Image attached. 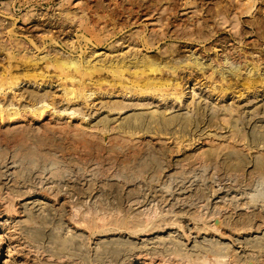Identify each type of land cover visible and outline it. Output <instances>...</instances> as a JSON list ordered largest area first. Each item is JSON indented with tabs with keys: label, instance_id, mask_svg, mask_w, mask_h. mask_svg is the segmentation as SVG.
I'll return each mask as SVG.
<instances>
[{
	"label": "rangeland",
	"instance_id": "rangeland-1",
	"mask_svg": "<svg viewBox=\"0 0 264 264\" xmlns=\"http://www.w3.org/2000/svg\"><path fill=\"white\" fill-rule=\"evenodd\" d=\"M0 236V264H264V0H0Z\"/></svg>",
	"mask_w": 264,
	"mask_h": 264
},
{
	"label": "bare ground",
	"instance_id": "bare-ground-1",
	"mask_svg": "<svg viewBox=\"0 0 264 264\" xmlns=\"http://www.w3.org/2000/svg\"><path fill=\"white\" fill-rule=\"evenodd\" d=\"M65 66V65H64ZM71 67H73V66H71ZM160 67V66H159ZM66 69H67V67H66ZM72 70V69H71ZM160 70V69H159ZM122 72V71H121ZM78 73V72H77ZM66 74V73H65ZM67 79V78H66ZM140 79V78H139ZM66 81V80H65ZM71 81H72V79H71ZM159 81V80H158ZM138 85V84H137ZM146 85V84H145ZM179 85V84H178ZM66 89V88H65ZM183 90V89H182ZM70 92H72V90L70 91ZM166 92V91H165ZM179 93V92H178ZM194 93V92H193ZM173 94V93H172ZM66 95V94H65ZM252 201V200H251ZM37 203V202H36ZM247 204V207L249 206V204L248 203H246ZM256 206V205H255ZM254 206V207H255ZM237 207V206H236ZM244 207V206H243ZM234 208V207H233ZM241 208V207H240ZM244 209V208H243ZM249 209V208H248ZM255 209V208H254ZM9 210H10V208H9ZM13 210V209H12ZM8 211V210H7ZM6 211V212H7ZM11 213V212H10ZM233 213V212H232ZM255 213H257V212H255ZM75 215H77V213H75ZM251 215V214H250ZM12 216V215H11ZM75 217V216H74ZM86 217V216H85ZM217 218V217H216ZM215 218V219H216ZM85 220V219H84ZM216 221V220H215ZM76 222V221H75ZM89 222V221H88ZM102 222H104V221H102ZM119 223V222H118ZM84 225H85V223H83ZM121 224V223H120ZM178 224V223H177ZM213 224V223H212ZM222 220H220V219H218L217 221H216V223L214 224L215 226H217V227H221L222 226ZM76 225V224H75ZM78 225V224H77ZM115 225V224H114ZM159 225V224H158ZM173 225V224H172ZM213 225V226H214ZM263 225V224H262ZM98 226V225H97ZM143 226H146L145 224H143ZM175 226V225H174ZM223 226H225V224H223ZM80 227V226H79ZM86 227V226H85ZM148 227V226H147ZM153 227V226H152ZM177 227V226H176ZM245 227V226H244ZM243 227V228H244ZM16 228V227H15ZM106 227L104 226V229H105ZM130 228V227H129ZM149 228V227H148ZM173 228V227H172ZM212 229H217V228H212ZM251 229V228H250ZM250 229H248V230H250ZM255 229H257V227L255 228ZM261 229V228H260ZM102 230V229H101ZM135 230V229H134ZM146 230V229H145ZM218 230V229H217ZM216 230V231H217ZM247 230V229H246ZM133 231V230H132ZM215 233H217V232H215ZM234 233V232H233ZM238 233V232H237ZM4 234V233H3ZM186 234V233H185ZM0 238H2V236H0ZM68 239V238H67ZM161 240V239H160ZM162 241V240H161ZM216 244V243H215ZM228 245V244H227ZM16 249V248H15ZM220 249V248H219ZM227 250V249H226ZM10 252H8V258H12V253H11V250H9ZM218 251V250H217ZM209 257V256H208ZM225 257V256H224ZM185 258V257H184ZM209 258H211V257H209ZM250 259V260H249ZM249 259H247L245 262H246V264H257V263H255L254 261H252L251 260V258H249ZM203 260V259H202ZM215 260V263H217V264H219L218 263V261H219V259H214ZM216 260H218L217 262H216ZM249 260V261H248ZM254 260V259H253ZM208 261V260H207ZM221 261L223 262L224 261V259H221ZM7 262V261H6ZM210 262L211 263H213V261H211L210 260ZM258 262V261H257ZM22 263V262H21ZM145 263V262H144ZM144 263H142V264H144ZM206 263H208V262H206ZM211 263H209V264H211ZM226 263V262H225ZM229 263V262H228ZM28 264V263H27ZM214 264V263H213ZM221 264V263H220Z\"/></svg>",
	"mask_w": 264,
	"mask_h": 264
}]
</instances>
